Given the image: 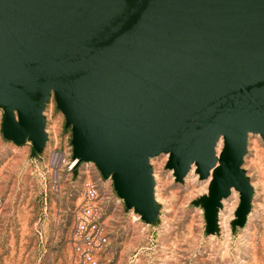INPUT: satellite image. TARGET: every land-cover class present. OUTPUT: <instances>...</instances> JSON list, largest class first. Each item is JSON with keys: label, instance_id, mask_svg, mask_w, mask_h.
<instances>
[{"label": "water", "instance_id": "water-1", "mask_svg": "<svg viewBox=\"0 0 264 264\" xmlns=\"http://www.w3.org/2000/svg\"><path fill=\"white\" fill-rule=\"evenodd\" d=\"M52 95L75 165L95 162L145 220L162 153L177 181L193 165L210 179L196 202L208 226L232 188L244 220L248 136L264 137V0H0L5 134L42 150Z\"/></svg>", "mask_w": 264, "mask_h": 264}, {"label": "rangeland", "instance_id": "rangeland-1", "mask_svg": "<svg viewBox=\"0 0 264 264\" xmlns=\"http://www.w3.org/2000/svg\"><path fill=\"white\" fill-rule=\"evenodd\" d=\"M45 115L48 140L37 151L31 140L19 145L5 134L0 106V264H79L76 224L90 187L108 235L96 251L102 264H264V137L248 136L242 168L253 194L244 220L235 214L239 192L232 188L208 226L196 202L208 195L210 179H200L193 165L177 181L162 153L151 160L157 208L147 221L95 162L70 168L72 128L53 95Z\"/></svg>", "mask_w": 264, "mask_h": 264}, {"label": "built area", "instance_id": "built-area-1", "mask_svg": "<svg viewBox=\"0 0 264 264\" xmlns=\"http://www.w3.org/2000/svg\"><path fill=\"white\" fill-rule=\"evenodd\" d=\"M75 161L70 168H73ZM86 202L81 206L77 218V236L79 243L75 250L79 256V264H102L96 257V251L102 249L108 242V235L104 232L103 225L99 221L98 192L95 187H90L86 192Z\"/></svg>", "mask_w": 264, "mask_h": 264}, {"label": "bare ground", "instance_id": "bare-ground-1", "mask_svg": "<svg viewBox=\"0 0 264 264\" xmlns=\"http://www.w3.org/2000/svg\"><path fill=\"white\" fill-rule=\"evenodd\" d=\"M219 145V144H218ZM217 150H218V148H217Z\"/></svg>", "mask_w": 264, "mask_h": 264}]
</instances>
